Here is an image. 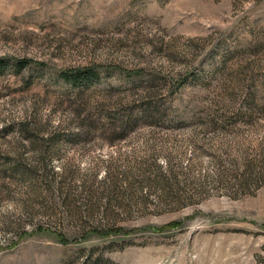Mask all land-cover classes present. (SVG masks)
I'll list each match as a JSON object with an SVG mask.
<instances>
[{"label":"rangeland","instance_id":"obj_1","mask_svg":"<svg viewBox=\"0 0 264 264\" xmlns=\"http://www.w3.org/2000/svg\"><path fill=\"white\" fill-rule=\"evenodd\" d=\"M0 61V264H264V0H0Z\"/></svg>","mask_w":264,"mask_h":264},{"label":"trees","instance_id":"obj_2","mask_svg":"<svg viewBox=\"0 0 264 264\" xmlns=\"http://www.w3.org/2000/svg\"><path fill=\"white\" fill-rule=\"evenodd\" d=\"M4 66V63H3V61H0V71H2V67ZM150 111V110H149ZM147 115V112L145 111L144 112V117Z\"/></svg>","mask_w":264,"mask_h":264}]
</instances>
